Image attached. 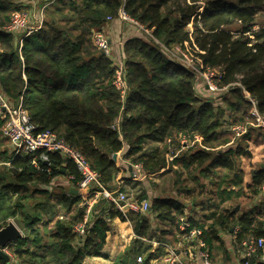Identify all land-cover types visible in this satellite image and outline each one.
I'll list each match as a JSON object with an SVG mask.
<instances>
[{
	"label": "trees",
	"instance_id": "obj_1",
	"mask_svg": "<svg viewBox=\"0 0 264 264\" xmlns=\"http://www.w3.org/2000/svg\"><path fill=\"white\" fill-rule=\"evenodd\" d=\"M17 9L12 0H0V94L14 106L22 101L34 133H57L85 155L110 189L123 170L112 156L125 145L123 158L128 165L141 164L146 177L166 168L167 155H173L167 171L176 177L175 188L203 214H186V201L173 196L150 199L143 193L138 202L148 199L149 214L168 228L152 226L149 214L128 210L125 215L108 203L87 234L77 237L74 228L86 214L80 205L84 197L57 184L65 179L77 187L83 176L74 161L58 151L46 152V161L43 150L14 159L1 150L0 226L20 215L27 234L10 246L16 262L0 258V264H84L86 257L102 255L115 218L131 222L136 237L125 255L137 254L136 259L147 252L142 264L166 253L162 245L152 252L149 245L143 248V239L174 244L184 234L181 217L189 230L202 229L212 260L213 250L227 253L224 234L231 235L235 249L251 237L264 238V165L253 170L245 189L240 167L241 158L251 156L249 147L218 151L231 141L232 124L255 121L244 90L264 114V19L259 17L264 0H58L49 6L44 26L30 35L6 30ZM122 13L150 29L166 49L187 50L202 70H217L218 86L228 87L231 97H204L197 71L180 65L148 36L125 41L120 66L115 51L106 54L95 34ZM119 70L127 84L124 97L115 84ZM4 124L0 115V144L8 140ZM257 130L256 144L264 141L258 138L264 131ZM196 137L200 142L187 148L181 142ZM256 198L258 203L237 209ZM54 199L65 212L56 220L50 215ZM42 222L54 224L47 242L36 226ZM263 258L261 248L248 263L264 264ZM116 264L127 263L123 258Z\"/></svg>",
	"mask_w": 264,
	"mask_h": 264
},
{
	"label": "built area",
	"instance_id": "obj_2",
	"mask_svg": "<svg viewBox=\"0 0 264 264\" xmlns=\"http://www.w3.org/2000/svg\"><path fill=\"white\" fill-rule=\"evenodd\" d=\"M56 1L58 0H47V2H45V4H43L42 6V11ZM41 16L43 17V15ZM42 17L41 22L35 25L32 23L35 18V14L32 11L27 12L24 10H15L12 14L11 22L5 28L7 31L12 33L30 35L43 26ZM121 18L131 23L135 27V31L132 37L142 36L143 34H146L151 39L157 40L153 36L150 29L146 28L135 19L129 17L125 13H122ZM95 39L96 43L103 49V51L106 54L110 55L113 54V51H120V47L124 44V41H121L119 43H112L111 39L108 38L102 31L96 32ZM20 41L22 42L23 40L21 39ZM178 49L181 50L180 48ZM167 50L165 51L168 52ZM185 52L189 53L187 50H185ZM186 56L188 55L183 53L182 59H186ZM116 59H118V57H116ZM173 59L186 69H193L198 71L201 70L202 72H204V74H202V77L200 78V80L202 79L204 81V87L199 88L202 94L208 91L212 93L219 91L229 92L228 87L220 88L218 86L216 79L219 77L220 73L217 70L208 69L204 71L202 70L203 65H188L181 61L182 59L180 58ZM115 84L124 97L127 90V84L124 79L123 71H118ZM244 92L247 99L253 104L251 113L255 118V126L261 128L264 131V114H261L257 110L255 100L249 95V93L246 90H244ZM214 99L217 98L214 97ZM0 115L2 119L5 120L3 135L11 142L12 159L17 156H24L26 154H35L39 150H43L40 157L43 160L47 161L48 156L46 152L58 151L61 152L64 156L72 159L77 165L79 171L83 176L81 181H79V183L77 184V187L82 189L84 192L85 201L83 202V204L86 207L84 220L76 229L74 228V231L76 230L80 233V237L85 236L88 232V229L93 226V208L97 203V200L101 197L105 198L108 203L114 205L125 215L127 214L128 210H133L141 214L149 213L150 201L148 199L143 200L141 203L132 202L129 196L120 186V184H122L124 180H120V182L114 188H107L106 185L102 182L99 173L92 169L85 155L74 147L70 146L63 138H60L57 133L46 131L43 133L35 134V125L32 123L28 112L23 107L21 100L17 105L14 106L9 102V100L4 98V96L0 94ZM234 124L231 126V132L233 131L234 133H236L237 139L243 138L248 133V125L246 123H244L243 125L240 123ZM181 142L186 145L184 147H188V145L190 146L195 142H200V140L198 137H196V140L194 142H190L189 140L183 138ZM121 152L116 153L118 154L116 162L118 161ZM179 152L180 150L177 151L176 154H178ZM123 155L121 157V164H124L126 162V160L123 158ZM173 158V155H171L170 159L173 160ZM33 162L37 164L35 160ZM118 166H120V164ZM142 176H147L143 169V166L141 164L133 165V172L130 178L138 180ZM181 220L182 223L180 224V230L183 231L184 234L177 235L178 241H176L175 244H169L167 242H154L156 246L162 245L166 248V253L161 257L159 264H195V262L196 264L198 262L199 264H211V253L206 248V243L201 238L203 234L202 229L191 228L189 230L190 225L188 222H186V218L181 217ZM1 228L3 227L0 226V229ZM143 240L147 239L144 238ZM11 245L12 244H8L7 246L1 248V250L5 254L8 253L9 259H11L13 262H16L14 254L9 252ZM261 248H264V238L256 239L254 237H251L248 240L243 241L242 247L241 249H239L241 260H245L246 264H249L248 261ZM137 261L138 263L143 261L142 255H139L137 257Z\"/></svg>",
	"mask_w": 264,
	"mask_h": 264
},
{
	"label": "crops",
	"instance_id": "obj_3",
	"mask_svg": "<svg viewBox=\"0 0 264 264\" xmlns=\"http://www.w3.org/2000/svg\"><path fill=\"white\" fill-rule=\"evenodd\" d=\"M12 2L15 3V5H17V7H18L17 10H22V9L28 8V7L30 8L32 6V8H30V9L35 14V18L32 21V23L35 24V25L39 24L41 22V17H42L41 15H43L44 19L42 17V21H43V26H44L45 19H46L45 18L46 10L42 11V6H43V4H45V2H47V0H12ZM134 31H135V27L131 23L123 20L121 17L120 18H116V19H112V20H108L106 22V24L104 25L103 29H102V32L104 34H106L108 36V38L111 39L112 43H119L121 41H124V43H125L126 40H128V39H130L132 37ZM22 43H23V41L21 42V46H22ZM120 49H122V48L120 47ZM199 85H200V82L198 83V86ZM199 88H200V86H199ZM203 95H205L204 97H208L209 94L207 92H204ZM248 144L250 145V142H248ZM252 144L253 145H251V147L249 146L250 147L249 151L251 153V156L247 157V158H245V157L241 158L240 170L243 171V172L246 171L244 169L246 167V164H244V166H243L244 161H247L246 159H249V160L253 159V155H254L255 152H253V151L251 152V149H254V151H255V149H257L259 147H262V145L264 144V141H261L258 144H256V143H252ZM230 147H232V145L230 143H228L225 146L219 147L218 151L219 152L225 151V150H227ZM123 150H124V152H123V154H124L126 152V150H127V145H125ZM170 156L171 155H167V167L164 168L161 171V173H163V171H167L168 168H169L170 163L173 161V160L170 159ZM125 166L129 167L127 162H125L124 164H120V167H122L123 170H121L120 173L118 174L117 179H116V183L114 184V187H116L117 184L122 179L124 180L123 183H125V181H126V183H128L127 180L131 177V172H130V170L128 168L126 169ZM261 166H263V164H261ZM125 174H128V176H126ZM251 174H252V172H251ZM127 177H129V178H127ZM145 178H147V177L145 176ZM142 179H144V178H142ZM243 180H244V178H243ZM251 182H252V176H251V178H250V180L248 182H243L244 188L246 189L248 184H250ZM123 183L120 184V186L125 191L124 187H125L126 183L125 184H123ZM57 184L65 187V188L67 186H69L71 192H73L72 189L76 188V186H74L73 184H68V182L65 179L58 180ZM57 184H54V185L50 186L49 189L53 190L54 186H58ZM193 186H194V184H193ZM155 188H156V186H155ZM231 188L237 189L235 186H232ZM73 193H75V192H73ZM165 196H173L175 198H178L181 201H186V202L190 201V199L188 200V198L182 192L179 193V189L177 187L175 188L174 180H172V184H171V194L163 193V188H162L161 191L157 188L156 195L151 197L150 199L159 198V197H165ZM204 198L205 197H201V201ZM54 201H56V202H54ZM52 202L56 204L55 207H60V208L62 207V205L57 201V199H54ZM186 202H184L186 207H187L186 208V214L197 215V216H200V215L203 214L202 211L200 210L201 208L199 206H197V207H195V206L194 207H189V205H187ZM258 202H259V199L256 198L255 200L250 201L248 204H250V203L256 204ZM229 204H230V202L228 201V202L222 204V206H226L227 207V205H229ZM107 207H108V202H107V200L105 198L101 197V198H99L97 200V203L95 204V207H94V214H93L94 222L100 216H102L104 214V208H107ZM46 215H49V212ZM149 216H150V221H151L152 226L157 227L158 223L160 224L158 219L156 217H153L151 214H149ZM110 226H111V230L107 233L106 242H105L104 247H103V249L101 251L102 255L101 256H94V257H86L87 258V259H85L86 263H88V264H115V263H117L118 257H120V259H123V258H121L123 256V253H126L127 248L131 244V241L134 239V237H136L135 232L133 230V226H132L130 221H122L119 218H115L111 222ZM162 226L164 228H168L169 227L166 224H164ZM223 239L226 241V245H227L226 251H227V253L213 250V253H214L215 257L213 258L211 264H241L240 250L239 249H235L233 247L231 235L224 234L223 235ZM143 242H144L143 248L145 246L147 247L149 245L150 246V250L149 251L152 252L154 249H156L158 247V246H156L154 244V242H159V241H157L156 239H152V240H150V239L148 240L147 239V240H143ZM160 242H166V241H160ZM167 243H168V241H167ZM169 244H171V243H169ZM134 255L135 254H132L131 258L134 259ZM125 257H124V260L127 259L126 255H125ZM128 257H130V256H128ZM161 257L162 256H160L158 258V260L152 261L151 264H156L157 262H160ZM134 264H136V262ZM195 264H196V262H195ZM197 264H199V262Z\"/></svg>",
	"mask_w": 264,
	"mask_h": 264
},
{
	"label": "rangeland",
	"instance_id": "obj_4",
	"mask_svg": "<svg viewBox=\"0 0 264 264\" xmlns=\"http://www.w3.org/2000/svg\"><path fill=\"white\" fill-rule=\"evenodd\" d=\"M30 8H32V6ZM30 8L28 7V8H24L22 10L27 11V12H31V9ZM48 8H49V6L45 9L46 10V16H45V18L47 17ZM259 17L264 19V14H260ZM142 36H148V35L143 34ZM151 40H152V42H155L160 48L167 50L165 48V46H164L163 43H160V42H158L155 39H151ZM167 51L168 52H166V51L165 52L171 58H180V59H182L183 58V53H185L188 56H186V59H182L181 61H183L185 64H188V65H192V64L195 65L196 64V62L194 60L192 61V56L189 53H187L185 51L179 50L178 47L175 48V49H172V50H167ZM114 55L116 57H118V59H116V61L119 64H123L124 63V60H123L124 54L122 55V53L120 51H117V52H114ZM120 66H122V65H120ZM196 71H197V74H198V79H200L202 77V74H204V72H202L201 70H199V71L196 70ZM199 82H200V85L199 86L203 88L204 87V81L201 79V80H199ZM207 93L209 94L208 95L209 97L210 96L211 97L213 96L212 98L216 97L217 100L220 99V98L222 99L225 95H227L228 97H231V93L228 92V91L227 92H225V91H219V92H215V93H212V92L208 91ZM238 123H240L242 125L244 123H246L248 125V132H249V134L248 135L247 134L245 135V138H248V140H245V141L242 140L244 138L237 139L236 138V133H234L233 131L231 132V130H230V138H231V141L229 143L232 146H237V145H241L243 147H246L247 146L246 148L248 149L249 146L251 147V145H253L252 143H255V141H253V139L256 138L255 136H258L260 134V133H258L259 130H257L259 127L255 126L254 121H253V118H249V119L245 120V122H238ZM251 128H255V129H252L253 131H250ZM250 135H251V137H250ZM258 138L264 139L262 134ZM248 142H250V145L248 144ZM250 147H249V149H250ZM1 150L2 151L3 150H8V152H9V155L8 156L12 155L11 142L8 141V140H4L0 144V151ZM252 151L255 152L254 155H253V159H251V160L246 159L247 161H244V163H243V166H244V164H246V167L244 169L247 171V172L246 171H244V172L242 171V176L244 178V182H248L250 180V178L252 176L251 172H253V170L260 168L261 167V164L264 165V144L262 145V147H259V148L255 149V151H254V149H251V152ZM123 152H124V150L120 153V157L118 158V161L116 162L118 165L121 164V160H122L121 157L123 155ZM0 157L3 158V156H0ZM2 160L3 159H0V162H3ZM125 175L128 176V174H125ZM127 178H129V177H127ZM142 178H144V179H142ZM175 179H176V177H175V175H174V173L172 171H170V172L169 171H163V173L159 172V173H156V174H153V175L150 174V175H148L147 178H145V176H142L138 180H134V179L129 178L128 181H127L128 183H126V181H125L126 185H125L124 188H125L126 194L129 196L130 200L132 202L138 203L139 195H141L143 193H147V196L151 198V197H153V196L156 195L157 188L160 191L163 188V193L171 194V184H172V180H175ZM202 182H204V181H202ZM125 183H123V184H125ZM193 184L191 183L190 186H193ZM155 186H156V188H155ZM52 191H55V190H52ZM72 191L75 192V193H78L82 197H84V200L80 203V205H81V207H85L84 204H83V202L85 201V195H84L83 190L80 189V188H78V187H76V188L72 189ZM57 192H60V188H58ZM54 202H56V201H54ZM248 203L246 201L245 202H241V204L237 206V209H239V208L244 209L245 207H247ZM186 204L189 205V207H191L192 206L191 204H193V203H192V201L191 202L190 201H187ZM93 213H94V208H93ZM50 215H51V217H52L53 220H56L59 216H61V215L64 216L65 215V212H64V209L62 207L60 208V207H55L54 206L53 207V210L50 212ZM44 216H45V217H43L44 218V221H47V219L49 218V215L44 214ZM20 219H21V216L18 215V217L15 218L14 221L13 220H10V222H14L22 230L23 234L25 235V234H27L26 233V230H25V226L20 221ZM81 223L82 222L78 223L75 226V229ZM53 225H54L53 223H50L48 226H44L43 222L42 223H38L36 225L37 228H39L40 231H41V233H42L44 242H47V240H49V232L48 231L49 230L51 231V229L53 228ZM158 226L163 227L159 223H158ZM77 233H76L77 234L76 236L77 237L80 236L79 235L80 233L79 232H77ZM9 252H11L13 254L11 248L9 249ZM125 254L126 253H123V256L121 258H124L125 257ZM141 255H142L143 260H144L146 258V256H147V252H144ZM6 256H8V253L6 254ZM85 259H87V258H85ZM85 259H84V264H88V263H86V260ZM119 260H120V257H118L117 263H118ZM125 262L127 264H134L135 262H136V264H142L143 263V261L138 263L137 257L135 259V256H134V259L131 258V257H127V259L125 260ZM156 264H159V262H157Z\"/></svg>",
	"mask_w": 264,
	"mask_h": 264
},
{
	"label": "water",
	"instance_id": "obj_5",
	"mask_svg": "<svg viewBox=\"0 0 264 264\" xmlns=\"http://www.w3.org/2000/svg\"><path fill=\"white\" fill-rule=\"evenodd\" d=\"M118 154H114L112 159L116 162ZM129 170L133 172V166L129 165ZM24 237L22 230L14 223L9 222L6 226L0 229V258L4 260H9V257L1 250V248L7 246L8 244L17 243L21 238Z\"/></svg>",
	"mask_w": 264,
	"mask_h": 264
}]
</instances>
